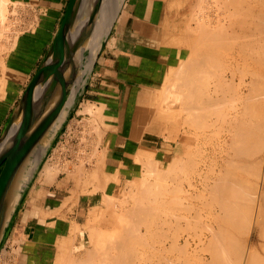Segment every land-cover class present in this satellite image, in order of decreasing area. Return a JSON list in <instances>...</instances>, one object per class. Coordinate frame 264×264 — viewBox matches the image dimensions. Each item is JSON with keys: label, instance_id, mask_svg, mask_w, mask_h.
I'll list each match as a JSON object with an SVG mask.
<instances>
[{"label": "bare ground", "instance_id": "obj_1", "mask_svg": "<svg viewBox=\"0 0 264 264\" xmlns=\"http://www.w3.org/2000/svg\"><path fill=\"white\" fill-rule=\"evenodd\" d=\"M130 1L137 4L139 16L143 1ZM9 2L0 0L2 38L11 26L5 25ZM97 3L100 4V12L83 66L68 104L49 131L51 134L58 129L67 108L80 92L94 54L113 22L117 19L119 24L117 37L112 38V42L120 48H129L126 41L150 36L154 31L149 24L127 17L124 6L118 15L122 0H97ZM150 3V12L145 15L147 21H155L159 10L165 9L160 36L156 30L153 33L160 38V50L179 51L181 58L167 70L152 74L151 82L134 76L131 89L127 87L124 90V108L118 109V114H113L103 102L100 106L83 104L81 113L91 120L89 123L81 121L86 129H97L99 133H95L97 136L91 152L87 154L88 161L83 162L81 157L82 162L78 165L74 162L72 170L69 163H65L67 160L59 163L60 155L54 153L52 161L43 169L42 179L52 181L61 171H68L69 179L94 188L89 190L91 195L99 188L104 190L113 183L120 184L122 177L125 178L124 189L129 186L118 197L101 195L110 213L121 210L119 219L114 217V222H108L106 215L99 219L102 228L109 226L115 231L106 235L96 229L92 240L91 236L90 239L88 237L92 244L89 241L91 247L84 252L86 257L79 258V254L70 251L72 242H76L78 234L82 235L76 224L69 228L70 234H77L74 239L64 237L68 242L73 239L71 245L64 239L65 245L59 242L55 264H264V0H150ZM180 10L187 13L181 14ZM132 29L136 30L135 34ZM12 36L14 39L15 35ZM77 39L76 36L70 40L71 49ZM21 40L18 37L10 43L12 46H0V51L10 49L7 63L0 56V70L4 71L0 75V116L5 111L3 100H10L17 89V84L5 73L9 67L19 65ZM70 51L57 63L56 73L59 70L63 72L70 64L75 54L68 55ZM150 51L153 55L158 53ZM35 90L36 87L31 89L25 101L15 109L11 120L8 119L12 121V132L31 124L36 105ZM85 128L82 127L83 131ZM73 131L76 130H72V134ZM155 135L177 142L173 156L154 150L157 144H150L148 140ZM5 146L6 142L1 143L0 152ZM168 147L164 142L163 148ZM115 148H123L126 159L114 174H110L107 154ZM62 150L66 151L65 148ZM45 152L40 149L29 156L15 177L6 200L5 229ZM82 152H85V147ZM131 154L134 161L142 165L141 175L137 178L129 172ZM197 155H201L199 159ZM190 170L192 175L183 178L182 175ZM81 171L85 175L80 173L78 177H70ZM144 174L149 176L145 178ZM152 177L155 181L149 182ZM75 197L78 198L77 195ZM71 202L70 196L65 197L55 212L59 213ZM114 204L119 208L115 206L112 209ZM50 211L52 214L46 213L48 216L54 213V210ZM95 212L98 213L97 210ZM95 212L82 227L92 230L98 217ZM68 244L70 246L66 247Z\"/></svg>", "mask_w": 264, "mask_h": 264}, {"label": "crops", "instance_id": "obj_2", "mask_svg": "<svg viewBox=\"0 0 264 264\" xmlns=\"http://www.w3.org/2000/svg\"><path fill=\"white\" fill-rule=\"evenodd\" d=\"M11 1H13V6H19L17 11L25 14V17L28 18L27 21L29 20L32 24L30 23V28L26 31L28 33L23 34L24 37L22 36V40L20 41V49L18 50L19 61L17 63L19 65H13L9 67L7 69V72L5 73L8 76L7 78H9V80H12L14 83L17 84V89L15 90V94L12 96V98L10 100H3L5 106V114L7 112V109L11 108L15 102L20 101L22 97L21 95L25 91L27 84L30 82L34 74L39 69L41 63L46 58V55L56 37L63 16L65 14L67 5L69 3V0ZM141 1H143L144 4L142 2L143 7L141 8V14H139V16L137 4L131 3L130 0L125 1L124 13L129 18H135L141 23L149 24L154 30L152 32L155 33L156 30L158 32V36H160L159 33L161 34L165 9L161 8L159 10L157 18L154 19L155 21H147L145 15L146 13L150 12L151 3L150 0ZM25 10L29 11L26 12ZM179 12L181 14L187 13L186 10H180ZM28 13L32 14L29 15ZM118 24L119 23H117L115 27V34L112 35V29L108 38L106 39L105 44L97 59L93 74L88 82L83 96L80 99L79 104L77 105L78 108H75L73 114L71 115L67 123L73 122L74 117H80L78 112H82L84 107L83 104L87 103H96L98 105L102 104V102L106 103L107 107L109 109H112L110 110L113 112V114H118V112H120L121 109L124 108L122 98L124 90H126L127 87L131 89L130 87L133 84L134 76L137 78L140 77L141 80H144L146 82H151V80L153 81L152 77L154 74H156L157 72H161L162 70H167L169 66L176 65L178 63V60H180L181 55L180 53H178L179 51L167 52L165 50H160V38H156L153 33H151L150 36L143 35L137 38H133V40L130 39L128 42L126 41V46L129 48L117 47L115 44H113L112 41L117 37ZM132 32L135 34L136 30L132 29ZM150 50H156L158 52L157 55H153V52H151ZM158 56L162 57L159 58ZM149 59L150 61H147ZM148 62L152 63L150 64ZM131 69L134 70L131 71ZM151 70H153V72ZM114 102H116V104ZM67 123L65 124V126L67 125ZM59 134L56 138H58ZM161 138L164 137L161 135L150 136L148 142L150 144H157L156 149L154 150L157 151L159 154L166 155L168 153L166 151L164 152V148H158V140ZM55 142L56 141L53 142L52 146L55 144ZM134 144L137 145L136 143ZM125 159L126 152L123 148H115L111 150L107 154V165L109 173L114 174L115 169L118 168L120 166V163ZM130 159L132 163L130 166L131 170L129 172H131L132 176L137 178L139 177L142 171V165L141 163L134 161L135 157L132 154ZM124 179L125 178L123 177L120 179V184L113 183L114 185H108L106 189L104 188V190L101 188L102 190L91 195L89 192V190L92 188L91 186L78 184L73 179H67L66 177H64L57 178L56 180L52 181L43 180L42 176H39L36 182L31 186L28 193L22 199L19 207L17 208L16 212L13 214L12 218L7 224L8 227H6L0 238V264H55V253H58L56 252V249L61 245V243L59 242H62L65 245V242L67 243V240L70 237L74 239V236H76L77 234H70L69 231L71 229L69 228H73L76 224L79 225V229L82 235L78 234L76 242H72L73 239H70V242L73 243L72 247L70 246V242H68L70 245L68 244L66 247L70 246L71 249H69L71 253L75 252L76 254H79V258H85L86 254L84 252H87V248L91 247L90 236H93L92 234L96 229L95 227H92V230L91 228L87 229L85 228L86 226L82 227V225H86V222L88 223L91 213L95 212V210L102 208L103 204L105 203L104 197L116 195L118 190L122 187V183L125 182ZM75 191L77 192V194ZM72 194L73 196H71ZM75 195H77L78 198H76ZM101 195L104 197H102ZM69 196L70 198H72V202L67 206L63 207L59 211V213H56L55 210L57 208V205L60 204V202L63 201L65 197L67 198ZM74 199H76L77 202ZM69 206L71 209L69 208ZM94 206H96L97 208ZM50 210H54V213L52 215L53 217L50 215L48 216V214H46L48 212H51L49 214H52V211ZM88 210L91 211V213L88 212ZM63 216L65 219L63 218ZM113 230L115 231L114 228ZM113 230L109 234H111ZM64 237L69 238L65 241ZM88 237L90 240L88 239ZM63 239L65 242L63 241Z\"/></svg>", "mask_w": 264, "mask_h": 264}, {"label": "water", "instance_id": "obj_3", "mask_svg": "<svg viewBox=\"0 0 264 264\" xmlns=\"http://www.w3.org/2000/svg\"><path fill=\"white\" fill-rule=\"evenodd\" d=\"M125 1L122 0L118 15ZM99 12L100 4L97 3V0H69L62 22L46 58L28 83L17 105L18 107L22 104L31 89L36 87V105L31 124L12 132V121L10 122V119L0 136V145L6 142L5 148L0 152V238L5 229L6 200L15 177L27 158L34 152L44 149L46 151L45 155L48 153L57 135L79 104L93 74L97 59L113 28V24L96 50L89 74L86 76L85 82L74 102L67 108L62 123L54 134L49 133L69 102L72 88L83 66L88 42L95 31ZM76 36L78 37L76 45L71 49L70 40L75 39ZM68 50H71L68 55L75 53L70 64L63 72L59 70L56 73L55 67L57 63ZM24 193L25 189L19 204L23 199Z\"/></svg>", "mask_w": 264, "mask_h": 264}, {"label": "rangeland", "instance_id": "obj_4", "mask_svg": "<svg viewBox=\"0 0 264 264\" xmlns=\"http://www.w3.org/2000/svg\"><path fill=\"white\" fill-rule=\"evenodd\" d=\"M12 2L13 1H11L10 0V2H9V4L7 5V9H8V14H7V23H5V25H10L11 24V26H8V27H10V29L8 30V32H6V34H5V37L4 38H2V35H0L1 37H0V46L2 47V46H4L5 45V47H6V44H7V47H9V46H12V44L10 45V43H13V41H14V39H18V37H20V38H22V36H23V34H25V32L30 28V26L29 25H31L32 23L29 21H27V19L28 18H26L25 17V14H22V13H20L19 11H17V9H18V5H16V7L15 6H13L12 5ZM131 3H133L134 4V1H132ZM206 4V3H205ZM207 5V4H206ZM15 7V8H14ZM200 11V10H199ZM16 12V13H15ZM196 12V11H195ZM15 13V14H14ZM199 13V12H198ZM197 14V13H196ZM195 14V15H196ZM22 17H21V16ZM25 18V19H24ZM118 18V17H117ZM16 21V22H15ZM194 21V20H193ZM195 22V21H194ZM194 22L192 23L191 22V25H195L194 24ZM31 23V24H30ZM117 19L115 20V22L113 23V25L116 27V25H117ZM196 23V22H195ZM190 24V23H189ZM113 26V32H112V35H114L115 33V27ZM12 27V28H11ZM22 27V28H21ZM11 30V31H10ZM10 31V32H9ZM15 31V32H14ZM19 32V33H17V32ZM12 32V33H11ZM0 33L2 34L3 33V31L0 29ZM10 33V34H9ZM8 34V35H7ZM19 34V35H18ZM12 35H15V37H14V39H12V37L11 36ZM9 36V37H8ZM10 38V39H9ZM7 40V41H6ZM11 41V42H10ZM5 42V43H4ZM9 43V44H8ZM9 45V46H8ZM9 54H10V49L9 50H4V51H0V56H1V58L3 59V60H5V62L7 63L8 61H7V59H8V57H9ZM7 55V56H6ZM6 57V58H5ZM0 69H2V67H1V65H0ZM2 70H0V75L4 72H1ZM26 89V88H25ZM0 98H1V96H0ZM1 100V99H0ZM19 104V102H15L14 103V105L11 107V108H9V109H7V112H6V114L5 113H3V115H1L0 116V136H1V134L3 133V131H4V129H5V126H6V124L8 123V119H10V117L12 116V114H13V112H14V110L16 109V107H17V105ZM16 105V106H15ZM15 107V108H14ZM79 115H80V117H74V120H73V122H69V123H67V125L66 126H64L65 128L62 130V132L59 134V136H58V138H57V140H56V142H55V144L50 148V150H49V152L47 153V155H45L42 159H41V161L39 162V164H38V166H37V168L34 170V172H33V174H32V177H31V179H30V181H29V183H28V185H27V187L25 188V193H24V196L28 193V191L30 190V188H31V186L36 182V180L39 178V176H41L42 175V171H43V169L45 168V166L46 165H48L51 161H52V159H53V157H54V155L57 153H59L58 154V156H59V159H60V161H59V163H62V162H65L66 160V162L65 163H69L68 165L69 166H71L70 167V169H72L73 170V165L75 166V164H74V162H76V165H78V163H81L82 161L83 162H87L88 161V159H87V157L89 158V154L88 153H90L91 152V149L93 148V146H94V139H95V136H97V135H95V133L96 134H99V133H97V129H93L94 131H92V130H90V127L89 128H85V124H84V122L83 121H85V122H90V120H89V116L88 115H86V114H83V113H81V112H79ZM85 119V120H84ZM81 120H83V121H81ZM76 121V122H75ZM75 122V123H74ZM79 122H80V125L81 124H83V125H79ZM173 122V121H172ZM73 123V124H72ZM79 125V126H78ZM91 125H93V126H95V127H97V125H94L93 123H91ZM69 126H71L70 128H69ZM73 127H74V129L76 130V131H73V133L74 134H72V130H74L73 129ZM82 127H84L85 129V131H83V129H82ZM77 128V129H76ZM70 130V131H69ZM90 131H92V132H90ZM69 132V133H68ZM75 132H76V134H75ZM79 134H78V133ZM84 133V137H85V140L83 139L84 137L82 136V133ZM87 132V133H86ZM88 132L89 133H91V134H88ZM70 135H73V137L72 136H70ZM74 135H76V136H74ZM81 135V136H80ZM87 135V136H86ZM92 135V136H91ZM70 136V137H69ZM94 136V137H93ZM64 138H66V139H64ZM77 138V139H76ZM86 138H88L89 139V141H88V139L86 140ZM90 138H92L93 139V142H92V140L90 139ZM73 139V140H72ZM65 140V141H64ZM85 141V142H84ZM63 142H64V144H63ZM68 142V143H67ZM70 142H72V143H70ZM90 142H92V143H90ZM164 142H166L168 145H169V147H168V149H165L164 148V152L166 151L168 154H166V156H173V154H174V152L176 151V148H177V142L176 141H173V140H171V139H163V138H161V139H159L158 140V148H163V143ZM62 145H60V144ZM84 143H86V144H84ZM58 145V146H57ZM85 145V146H84ZM85 147V152H82V149ZM91 147V148H90ZM63 148H65L66 149V151L65 150H62ZM68 148V149H67ZM56 149V150H55ZM59 151H58V150ZM61 149V150H60ZM70 149V150H69ZM87 149V150H86ZM88 150H90V151H88ZM62 151V152H61ZM64 151V152H63ZM69 151H70V153H69ZM77 152V154H75ZM55 153V154H54ZM75 155H74V154ZM85 154V155H87L86 157H84V155L83 154ZM69 156H68V155ZM72 156H71V155ZM77 155V156H76ZM82 155V156H81ZM199 155V154H198ZM196 156L197 157V159H199V157L201 156ZM53 156V157H52ZM64 156H65V159H64ZM68 156V157H67ZM80 156V157H79ZM49 157H52L51 159L49 158ZM81 157L83 158V160L81 161ZM69 159H71L70 161H69ZM80 161H79V160ZM72 160H73V163H72ZM79 161V162H78ZM48 163V164H47ZM70 164H72V165H70ZM88 164H90V163H88ZM42 165V166H41ZM88 166V165H87ZM89 167V166H88ZM87 167V168H88ZM90 168V167H89ZM37 170V171H36ZM66 170H63V171H61L60 172V174H59V176H57V178H64V177H66L67 179H69V176H68V171L67 172H65ZM39 172H40V174H39ZM188 172V173H187ZM186 172V175H182V177L184 178L185 176L186 177H189V176H191L192 175V172H191V170H190V172L189 171H187ZM67 173V174H66ZM84 174L85 175V173L83 172V171H81V172H78V173H74L73 175H71L70 177H75V176H77L78 177V175L79 174ZM87 174V176L89 175V173H88V169H87V172H86ZM144 173H146V171H144ZM191 174V175H190ZM140 175H141V173H140ZM139 175V176H140ZM155 175V174H154ZM147 176H149L148 174H144V177L145 178H147ZM33 179V180H32ZM151 179V181H149V182H153V181H155V180H153L154 179V177H152V178H150ZM32 181H33V183H32ZM130 184V183H129ZM123 183H122V187L118 190V192L116 193V197H118V195H120V194H122V191H125V190H127L128 189V187H126L125 189H124V187H123ZM128 185V184H127ZM30 187V188H29ZM92 189V190H91ZM90 190L91 191H93V189L94 188H91ZM86 190H87V188H86ZM100 190H102V189H97L96 190V192L98 191H100ZM95 192V193H96ZM124 193V192H123ZM24 196H23V198H24ZM105 204V203H104ZM103 204V206H102V208L99 210H97L98 211V213L97 212H95V213H97V214H95V216L96 215H98V217L97 218H95V224H94V227H95V229H98L99 228V231H101V232H103L104 234H106L107 235V233L109 234L112 230H113V228H111V227H109V226H103L104 228H102V224L101 223H99V219H101L102 217H105V215H106V217H107V221L108 222H114L115 221V219H114V217H117L118 219H119V217H120V215H121V210H119L118 209V211L116 212V213H110L108 210H107V206H105ZM20 205V204H19ZM115 206H116V209L117 208H119V206H117V205H115L114 204V206H113V208L112 209H114L115 208ZM19 207V206H18ZM106 207V208H105ZM107 210V212L105 211V210ZM109 209V208H108ZM104 210V211H103ZM104 212V213H103ZM106 212V213H105ZM104 215H103V214ZM111 217H112V219H111ZM101 222V221H100ZM98 223H99V225H100V227H99V225H98ZM106 223V222H105ZM113 232H114V230H113ZM91 240H92V237H91ZM92 244V243H91ZM89 247H90V244H89Z\"/></svg>", "mask_w": 264, "mask_h": 264}]
</instances>
